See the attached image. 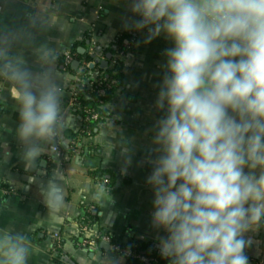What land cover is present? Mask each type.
<instances>
[{
	"label": "clouds",
	"instance_id": "9594fccd",
	"mask_svg": "<svg viewBox=\"0 0 264 264\" xmlns=\"http://www.w3.org/2000/svg\"><path fill=\"white\" fill-rule=\"evenodd\" d=\"M68 3L78 0H33L27 24L0 29V88L17 102L29 173L45 154L55 160L67 149L65 133L76 127L62 106L67 83L57 71L77 38ZM130 3L140 19L128 27L147 29L145 44L161 34L174 44L156 101L166 112L154 136L161 154L147 180L155 193L152 224L167 233L160 254L170 264H249L247 234L264 227V0ZM52 33L54 43L40 41ZM108 143L107 163L118 146ZM66 181L54 170L40 188L51 222L61 218ZM35 254L26 232L0 227V264H31Z\"/></svg>",
	"mask_w": 264,
	"mask_h": 264
},
{
	"label": "crops",
	"instance_id": "0c3cea01",
	"mask_svg": "<svg viewBox=\"0 0 264 264\" xmlns=\"http://www.w3.org/2000/svg\"><path fill=\"white\" fill-rule=\"evenodd\" d=\"M32 4L33 0H0V29L27 24L25 14L31 11ZM64 10L77 38L67 44L57 71L63 73L67 83L62 106L75 118L76 127L65 133L67 149L60 147L55 160L45 154L38 169L27 172L21 158L24 146L17 136V102L9 90L0 88V185L15 191L11 197L0 193V227L28 234L36 248L31 264H129L110 248H102V243L94 250L77 244L82 239L81 229L94 222L95 230L113 236L121 245L143 242L160 251L158 243L167 233L152 224L155 193L147 180L161 154L154 136L166 112L156 108V101L165 75V53L174 44L164 34L145 44L148 30L128 27L140 19L133 14L130 0H78L74 5L68 3ZM125 33L134 35L136 44L123 60V82L107 106L108 116L94 137L72 147L78 139L73 137L79 133L81 120L67 107L75 70L72 66L70 70L64 68L65 54L77 47L79 54L82 49L88 54L93 42L97 49H108ZM58 38L52 33L40 37V41L54 43ZM85 40L87 44H83ZM25 57L33 70L39 69L30 51L25 52ZM109 139L118 146L107 163ZM125 146L127 151L122 152ZM54 170L67 175V181L61 218L51 222L40 188ZM98 172L106 174L97 176ZM32 176L37 179L34 181ZM55 235H60L61 241ZM247 238L252 241L245 250L249 264L264 263V227L248 233ZM166 264H170L167 259Z\"/></svg>",
	"mask_w": 264,
	"mask_h": 264
},
{
	"label": "built area",
	"instance_id": "2783aa9c",
	"mask_svg": "<svg viewBox=\"0 0 264 264\" xmlns=\"http://www.w3.org/2000/svg\"><path fill=\"white\" fill-rule=\"evenodd\" d=\"M133 47H135V44L134 46L133 44L127 46L126 52H120L116 54L111 60L107 59V55L105 53L97 51V45L95 42L92 43V48L88 52V56L93 58V61L91 62L79 59V57L74 52H68L65 54L64 68L66 70H70L72 64L75 61L79 62L78 69L73 72L74 81L68 91L67 102L68 109L81 120V127L78 133L79 136L77 140L72 142V147H78L80 143L91 137L92 131L87 128L91 122L99 123V121L104 119L97 109L90 108L84 104L82 101L83 99H81L80 96L81 93L84 92V99L86 100H90L91 95L96 94L98 97V100L96 101L98 109H107L109 102L106 103L104 99L107 97V94L115 86H117V80L109 78L104 73L100 72V70L103 69L101 67V63L108 61L107 68L111 69L115 68L116 66H121L125 56L131 52ZM60 153L61 150L59 148V154ZM107 183L108 181L105 180V184ZM0 193L11 197L15 194V191L0 185ZM80 235L82 239L77 245L82 249L94 250L97 249L101 243H106L110 246L112 251L120 254L126 259H136L143 264L152 263L151 259L140 256L135 251H133V244L121 245L116 242L113 236L92 229L90 224L85 225L81 229ZM55 239L58 242L61 241L60 235H55Z\"/></svg>",
	"mask_w": 264,
	"mask_h": 264
},
{
	"label": "trees",
	"instance_id": "16d2710c",
	"mask_svg": "<svg viewBox=\"0 0 264 264\" xmlns=\"http://www.w3.org/2000/svg\"><path fill=\"white\" fill-rule=\"evenodd\" d=\"M87 43H88V40H85L83 44H87ZM132 44H133V46H134V44H136V37L134 35L129 34V33L121 34V35H119L116 38L115 42L112 44L111 47H109L108 49H103L102 52L105 53L106 55L112 54V57H113V56H115L116 54H118L120 52H126L127 51V49H126L127 46L132 45ZM77 48H75L73 50V52L79 57V59L87 61V62L93 61V58L88 56L87 53H85L84 55L79 54V50ZM100 72L104 73L109 78L117 80V86H115L107 94V97L104 99V101L106 103H108V102L110 103L111 100L113 99V96H114L115 92L122 85V82H123V66L122 65L121 66H116L113 69H111V68H107V69H104V70L101 69ZM80 96H81V99H83L82 101L84 102V104L86 106H88L90 108L97 109V111L104 118L102 121H99V123L91 122L87 126V128L92 131L91 137H94L98 133L101 123H103L105 118H107L108 110L107 109H98V105L96 103V101L98 100V97H97L96 94H92L90 100L84 99V92H82ZM78 136L79 135H75L73 137V139H77ZM105 174L106 173H104V172H101L100 174H99V172L96 173L97 176H104ZM91 218L95 219L93 216H91ZM94 224H95L94 222L91 223V228L92 229L95 228ZM133 251H135L140 256H143V257L151 259L152 260L151 264H166V259L161 256L160 251L154 249L149 244H145L143 242H136V243L133 244ZM127 261H128L129 264H143L139 260L131 259V258H128Z\"/></svg>",
	"mask_w": 264,
	"mask_h": 264
},
{
	"label": "water",
	"instance_id": "95a60500",
	"mask_svg": "<svg viewBox=\"0 0 264 264\" xmlns=\"http://www.w3.org/2000/svg\"><path fill=\"white\" fill-rule=\"evenodd\" d=\"M97 51H98V52H102L103 49L99 47V48L97 49ZM80 54H81V55H84V54H85V50L82 49V51H80ZM107 59H108V60H111V59H112V54H108V55H107ZM78 67H79V62H78V61H75V62L72 64V68H73L74 70H77ZM101 67H102L103 69H106V68L108 67V61H104V62H102V63H101ZM101 247H102V248H105V249H109V248H110V246H109L108 244H106V243H102V244H101Z\"/></svg>",
	"mask_w": 264,
	"mask_h": 264
}]
</instances>
